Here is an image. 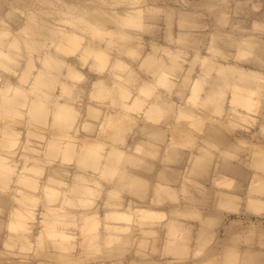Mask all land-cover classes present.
Listing matches in <instances>:
<instances>
[{
    "label": "clouds",
    "instance_id": "1",
    "mask_svg": "<svg viewBox=\"0 0 264 264\" xmlns=\"http://www.w3.org/2000/svg\"><path fill=\"white\" fill-rule=\"evenodd\" d=\"M0 13V264H264V0Z\"/></svg>",
    "mask_w": 264,
    "mask_h": 264
},
{
    "label": "rangeland",
    "instance_id": "2",
    "mask_svg": "<svg viewBox=\"0 0 264 264\" xmlns=\"http://www.w3.org/2000/svg\"><path fill=\"white\" fill-rule=\"evenodd\" d=\"M6 10V9H5ZM3 15V13H0V16H2ZM244 97L243 96H239V97H237V103L238 104H243L244 102H245V99H243Z\"/></svg>",
    "mask_w": 264,
    "mask_h": 264
},
{
    "label": "bare ground",
    "instance_id": "3",
    "mask_svg": "<svg viewBox=\"0 0 264 264\" xmlns=\"http://www.w3.org/2000/svg\"><path fill=\"white\" fill-rule=\"evenodd\" d=\"M244 99V98H243Z\"/></svg>",
    "mask_w": 264,
    "mask_h": 264
}]
</instances>
